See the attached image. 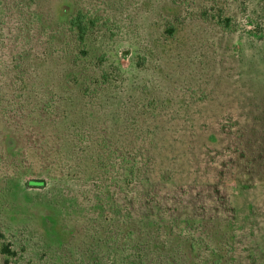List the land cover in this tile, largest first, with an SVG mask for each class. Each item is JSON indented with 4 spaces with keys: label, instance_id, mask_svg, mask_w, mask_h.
Here are the masks:
<instances>
[{
    "label": "trees",
    "instance_id": "16d2710c",
    "mask_svg": "<svg viewBox=\"0 0 264 264\" xmlns=\"http://www.w3.org/2000/svg\"><path fill=\"white\" fill-rule=\"evenodd\" d=\"M187 22L238 52L228 0H0V264H264L259 209L233 200L264 188V92L205 120L204 81L167 73ZM165 134L190 180L160 159Z\"/></svg>",
    "mask_w": 264,
    "mask_h": 264
},
{
    "label": "rangeland",
    "instance_id": "374dc122",
    "mask_svg": "<svg viewBox=\"0 0 264 264\" xmlns=\"http://www.w3.org/2000/svg\"><path fill=\"white\" fill-rule=\"evenodd\" d=\"M247 5L240 7V3ZM229 14L239 24L241 44L237 47V53L226 54L215 47V35L206 27L193 25L187 22L185 32L182 33V41L189 49L188 63L184 61L180 67L175 66L167 73L170 82H178L185 77L200 79L211 91V102L203 107V117L207 121H215L226 114L243 116L248 107L249 99L256 93L264 92V0H228ZM201 4L194 7L195 10ZM194 20V19H192ZM153 16L145 15L141 20L140 28L145 31H153L156 23ZM257 24L255 28L252 25ZM8 54L4 59L9 61ZM120 62L124 68L130 64V53L125 49L120 55ZM158 147V154L162 161H172L176 167L177 179L190 180L192 169L190 162L184 155L186 141L177 134H165ZM65 159L70 161L77 170L74 173L79 177V163L84 155L79 148L67 147L64 150ZM234 203L239 208H245L247 204L257 205L259 210L255 215L254 228L250 245L256 248L264 246V188L261 183L242 195L235 194ZM247 212L242 214L244 216ZM264 249V247L262 248Z\"/></svg>",
    "mask_w": 264,
    "mask_h": 264
}]
</instances>
